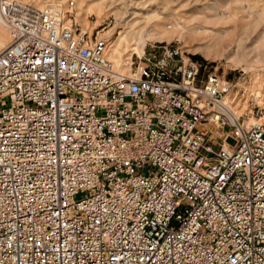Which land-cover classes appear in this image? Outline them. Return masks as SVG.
I'll use <instances>...</instances> for the list:
<instances>
[{"label":"built area","instance_id":"built-area-1","mask_svg":"<svg viewBox=\"0 0 264 264\" xmlns=\"http://www.w3.org/2000/svg\"><path fill=\"white\" fill-rule=\"evenodd\" d=\"M0 22V264H264V114L224 110L233 80L176 47L121 70L54 6Z\"/></svg>","mask_w":264,"mask_h":264},{"label":"rangeland","instance_id":"rangeland-1","mask_svg":"<svg viewBox=\"0 0 264 264\" xmlns=\"http://www.w3.org/2000/svg\"><path fill=\"white\" fill-rule=\"evenodd\" d=\"M25 1L56 3L79 30L109 37L108 56L121 70L176 47L209 71L233 80L235 87L225 96L231 113L247 120L260 110L264 114L263 107L258 110L264 92V0ZM8 104L9 99L2 103ZM249 110L254 115H245ZM228 142L234 144L235 138Z\"/></svg>","mask_w":264,"mask_h":264},{"label":"bare ground","instance_id":"bare-ground-1","mask_svg":"<svg viewBox=\"0 0 264 264\" xmlns=\"http://www.w3.org/2000/svg\"><path fill=\"white\" fill-rule=\"evenodd\" d=\"M52 3V2H51ZM47 4V2H46ZM47 6H54L55 8H58V10H61V12L63 11L62 7H58L59 5L56 3L53 4H47ZM139 11V10H138ZM60 12V11H59ZM10 41V33H8L7 30H5L4 28H2L0 26V47L2 46H6L8 44V42ZM114 57L117 56L116 51H114ZM207 56H209V54H207ZM117 59V57H116ZM121 59V58H120ZM122 60V59H121ZM120 65V64H119ZM120 68V67H118ZM222 107L224 108V110H226L227 112H229L231 114L232 117L236 116L233 113H231L232 111L229 109L228 104H227V100L225 99L224 104L222 105ZM231 111V112H230Z\"/></svg>","mask_w":264,"mask_h":264}]
</instances>
